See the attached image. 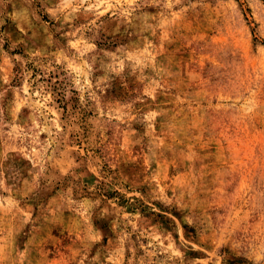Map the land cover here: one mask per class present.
<instances>
[{"label":"rangeland","instance_id":"obj_1","mask_svg":"<svg viewBox=\"0 0 264 264\" xmlns=\"http://www.w3.org/2000/svg\"><path fill=\"white\" fill-rule=\"evenodd\" d=\"M0 264H264V0H0Z\"/></svg>","mask_w":264,"mask_h":264}]
</instances>
